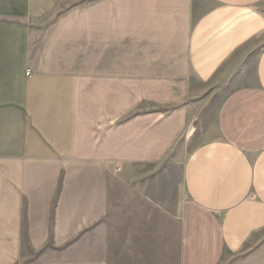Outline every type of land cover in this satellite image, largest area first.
<instances>
[{"label":"crops","instance_id":"crops-1","mask_svg":"<svg viewBox=\"0 0 264 264\" xmlns=\"http://www.w3.org/2000/svg\"><path fill=\"white\" fill-rule=\"evenodd\" d=\"M163 166L178 264L264 238V0H0V264H106L68 242Z\"/></svg>","mask_w":264,"mask_h":264},{"label":"rangeland","instance_id":"rangeland-1","mask_svg":"<svg viewBox=\"0 0 264 264\" xmlns=\"http://www.w3.org/2000/svg\"><path fill=\"white\" fill-rule=\"evenodd\" d=\"M47 27L40 31L44 33ZM160 171L162 183L152 186L150 193L131 192L118 182L112 183L108 214L68 242L64 259L100 260L106 264H178V213L184 198L181 169L163 166ZM249 245L224 257L221 264H264V238ZM23 253L21 264L42 261L29 250Z\"/></svg>","mask_w":264,"mask_h":264},{"label":"built area","instance_id":"built-area-1","mask_svg":"<svg viewBox=\"0 0 264 264\" xmlns=\"http://www.w3.org/2000/svg\"><path fill=\"white\" fill-rule=\"evenodd\" d=\"M28 74H29V72H28Z\"/></svg>","mask_w":264,"mask_h":264}]
</instances>
